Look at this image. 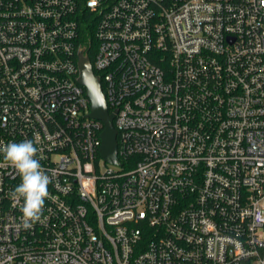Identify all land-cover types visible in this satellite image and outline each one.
<instances>
[{
    "label": "built area",
    "instance_id": "built-area-1",
    "mask_svg": "<svg viewBox=\"0 0 264 264\" xmlns=\"http://www.w3.org/2000/svg\"><path fill=\"white\" fill-rule=\"evenodd\" d=\"M25 139L49 198L24 229L0 156V264H264V0H0V141Z\"/></svg>",
    "mask_w": 264,
    "mask_h": 264
},
{
    "label": "clouds",
    "instance_id": "clouds-1",
    "mask_svg": "<svg viewBox=\"0 0 264 264\" xmlns=\"http://www.w3.org/2000/svg\"><path fill=\"white\" fill-rule=\"evenodd\" d=\"M38 151L30 139L8 143L0 141V156L21 179V183L9 193V198L14 204H20L21 224L26 230L42 220L45 201L49 198L51 177L37 159Z\"/></svg>",
    "mask_w": 264,
    "mask_h": 264
},
{
    "label": "water",
    "instance_id": "water-1",
    "mask_svg": "<svg viewBox=\"0 0 264 264\" xmlns=\"http://www.w3.org/2000/svg\"><path fill=\"white\" fill-rule=\"evenodd\" d=\"M78 83L85 89L90 102L89 118L102 123L103 129L100 134L99 155L105 163L120 166L117 158L116 129L114 128V112H109L105 94L99 78L94 74L91 62L84 52L78 54Z\"/></svg>",
    "mask_w": 264,
    "mask_h": 264
},
{
    "label": "trees",
    "instance_id": "trees-1",
    "mask_svg": "<svg viewBox=\"0 0 264 264\" xmlns=\"http://www.w3.org/2000/svg\"><path fill=\"white\" fill-rule=\"evenodd\" d=\"M91 52H92V50L91 49H88L87 50V54H88V57H89V59H90V61H92V55H91ZM110 108H109V112H110Z\"/></svg>",
    "mask_w": 264,
    "mask_h": 264
}]
</instances>
